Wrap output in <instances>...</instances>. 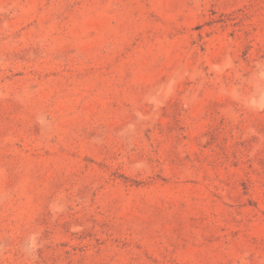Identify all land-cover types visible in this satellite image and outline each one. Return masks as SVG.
Masks as SVG:
<instances>
[{"label":"rangeland","instance_id":"374dc122","mask_svg":"<svg viewBox=\"0 0 264 264\" xmlns=\"http://www.w3.org/2000/svg\"><path fill=\"white\" fill-rule=\"evenodd\" d=\"M0 264H264V0H0Z\"/></svg>","mask_w":264,"mask_h":264}]
</instances>
